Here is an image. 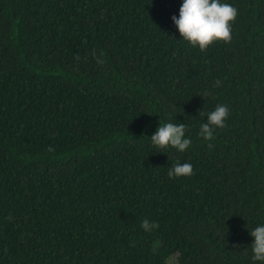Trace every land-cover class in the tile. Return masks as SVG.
Wrapping results in <instances>:
<instances>
[{"label": "trees", "instance_id": "1", "mask_svg": "<svg viewBox=\"0 0 264 264\" xmlns=\"http://www.w3.org/2000/svg\"><path fill=\"white\" fill-rule=\"evenodd\" d=\"M221 2L201 51L182 0H0V264H264V0ZM166 122L186 151L151 143Z\"/></svg>", "mask_w": 264, "mask_h": 264}, {"label": "clouds", "instance_id": "2", "mask_svg": "<svg viewBox=\"0 0 264 264\" xmlns=\"http://www.w3.org/2000/svg\"><path fill=\"white\" fill-rule=\"evenodd\" d=\"M237 16L238 9L229 3H222L221 0H182L179 18L173 16L172 20L181 39L187 41L193 48L198 47L204 51L218 41L224 43L231 41V26ZM228 115L229 109L226 105H217L207 114V123L201 125L199 135L205 140L213 139V129L223 128ZM185 133L186 126L183 124L159 123L150 140L157 148L172 147L184 152L191 145V140L185 138ZM192 174L193 166L190 163L177 162L168 171L170 178ZM141 227L147 232L158 228L159 225L145 219ZM249 234L253 238L250 245L253 261L264 262V225L256 226Z\"/></svg>", "mask_w": 264, "mask_h": 264}]
</instances>
